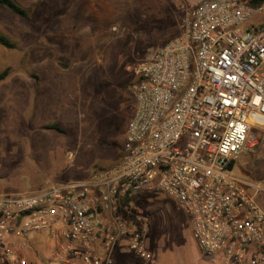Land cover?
I'll return each mask as SVG.
<instances>
[{"label": "built area", "instance_id": "1", "mask_svg": "<svg viewBox=\"0 0 264 264\" xmlns=\"http://www.w3.org/2000/svg\"><path fill=\"white\" fill-rule=\"evenodd\" d=\"M183 30L147 48L119 162L89 178L0 195V264H29L45 237L63 264H113L123 245L151 258L134 195L163 192L188 217L201 256L264 264V184L233 171L264 129V0H195Z\"/></svg>", "mask_w": 264, "mask_h": 264}, {"label": "rangeland", "instance_id": "2", "mask_svg": "<svg viewBox=\"0 0 264 264\" xmlns=\"http://www.w3.org/2000/svg\"><path fill=\"white\" fill-rule=\"evenodd\" d=\"M13 1L27 16L0 5V34L14 45H0V72L8 69L0 80V195L6 196L86 179L119 162L135 111L130 88L138 65L147 48L181 33L195 2ZM246 153L237 156L233 171L259 181L245 164ZM257 170L264 172V159ZM133 199L149 228L151 258L142 260L126 249L123 260L211 264L199 253L189 219L175 200L149 191ZM257 202L264 209V192ZM27 259L63 264L43 236Z\"/></svg>", "mask_w": 264, "mask_h": 264}, {"label": "crops", "instance_id": "3", "mask_svg": "<svg viewBox=\"0 0 264 264\" xmlns=\"http://www.w3.org/2000/svg\"><path fill=\"white\" fill-rule=\"evenodd\" d=\"M254 130H256V136L258 138V142L256 144V146L253 148V150L251 152H249V156L246 158L245 160V164H247L248 169L253 173H257V175H259L258 179L259 181H262V183H264V172L258 173V164L260 162H262V160L264 159V129H257L255 128ZM241 154V153H240ZM247 154V153H246ZM257 199V197H256ZM149 229V228H148ZM148 236H149V231H148ZM146 246L148 248V239L146 242ZM123 245H120L116 248L117 253H114V264H128L129 260H123L124 256H125V248H123ZM149 250V248H148ZM150 251V250H149ZM139 258V257H138ZM142 259V258H140ZM144 260V259H142ZM140 261L141 263H144V261Z\"/></svg>", "mask_w": 264, "mask_h": 264}, {"label": "trees", "instance_id": "4", "mask_svg": "<svg viewBox=\"0 0 264 264\" xmlns=\"http://www.w3.org/2000/svg\"><path fill=\"white\" fill-rule=\"evenodd\" d=\"M261 0H250L252 5H257ZM0 5L5 6L11 12L18 14L22 17L27 16V11L25 8L16 4L13 0H0ZM0 45H3L8 48H13V43L4 35L0 34ZM8 74V69H4L0 72V80L4 79ZM53 128V127H48Z\"/></svg>", "mask_w": 264, "mask_h": 264}]
</instances>
